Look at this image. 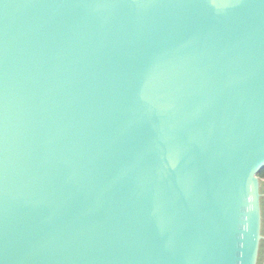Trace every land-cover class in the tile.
<instances>
[{"label": "water", "instance_id": "obj_1", "mask_svg": "<svg viewBox=\"0 0 264 264\" xmlns=\"http://www.w3.org/2000/svg\"><path fill=\"white\" fill-rule=\"evenodd\" d=\"M264 0H0V264H264Z\"/></svg>", "mask_w": 264, "mask_h": 264}, {"label": "trees", "instance_id": "obj_2", "mask_svg": "<svg viewBox=\"0 0 264 264\" xmlns=\"http://www.w3.org/2000/svg\"><path fill=\"white\" fill-rule=\"evenodd\" d=\"M262 177H264V168L259 173Z\"/></svg>", "mask_w": 264, "mask_h": 264}, {"label": "flooded vegetation", "instance_id": "obj_3", "mask_svg": "<svg viewBox=\"0 0 264 264\" xmlns=\"http://www.w3.org/2000/svg\"><path fill=\"white\" fill-rule=\"evenodd\" d=\"M263 231H264V226H263Z\"/></svg>", "mask_w": 264, "mask_h": 264}]
</instances>
